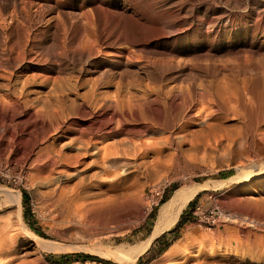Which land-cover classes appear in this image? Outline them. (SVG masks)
Instances as JSON below:
<instances>
[{
	"label": "rangeland",
	"instance_id": "obj_1",
	"mask_svg": "<svg viewBox=\"0 0 264 264\" xmlns=\"http://www.w3.org/2000/svg\"><path fill=\"white\" fill-rule=\"evenodd\" d=\"M80 138V168L52 163ZM126 139L136 155L100 163ZM262 164L264 0H0V264H122L108 252L191 183L207 184L135 264H264ZM69 253L106 262L45 259Z\"/></svg>",
	"mask_w": 264,
	"mask_h": 264
},
{
	"label": "bare ground",
	"instance_id": "obj_2",
	"mask_svg": "<svg viewBox=\"0 0 264 264\" xmlns=\"http://www.w3.org/2000/svg\"><path fill=\"white\" fill-rule=\"evenodd\" d=\"M130 33V32H129ZM168 91V90H167ZM179 91V90H178ZM188 91V90H187ZM200 91V90H199ZM147 95V94H146ZM220 95V94H219ZM203 98V97H202ZM187 100V99H186ZM193 100V99H192ZM200 101V100H198ZM190 103V101L188 102V104ZM196 104V103H195ZM194 104V105H195ZM193 105V106H194ZM203 105V103H202ZM241 105V104H240ZM141 106V105H140ZM187 106V105H186ZM196 106V105H195ZM200 106H201V103H200ZM204 106V105H203ZM222 106V105H221ZM129 107V106H128ZM130 108V107H129ZM186 108V107H185ZM191 108V107H190ZM198 109V108H196ZM252 109V108H251ZM250 109V110H251ZM263 109V108H262ZM250 110H247V111H250ZM256 110V109H255ZM178 111V110H177ZM201 111H204V109L202 108ZM262 111V110H261ZM198 110H196L195 113H197ZM200 112V110H199ZM259 112V111H258ZM179 113V111L177 112V114ZM251 113V112H250ZM116 114V113H115ZM260 114V113H259ZM262 114V113H261ZM252 115V114H251ZM254 115V114H253ZM178 117V115H177ZM252 117V116H251ZM262 117V116H261ZM179 118H182V117H179ZM259 119V118H258ZM261 119V118H260ZM168 124V122H167ZM170 124V123H169ZM253 127V126H252ZM114 129V128H112ZM111 132V131H110ZM256 139V138H255ZM125 141V139H123ZM127 140V139H126ZM128 141V140H127ZM126 141V142H127ZM131 141V140H130ZM76 142V141H75ZM92 142V141H91ZM90 140L86 139L84 140V138H80V140H78V143L81 144V148L83 147V149H81L83 152H76L72 155H68V156H65V154L61 153V151H56L57 153V157H53V160H52V163L55 164V165H61L65 168H67V170H70L72 168H77L78 167L80 168V166L83 164V162H81V160L83 158H86L88 157V155L86 154L87 150H89V144L91 143ZM120 142H123L122 140ZM129 142V141H128ZM136 142V141H135ZM77 143V142H76ZM119 143V142H118ZM130 143V142H129ZM139 143V142H138ZM116 144V143H114ZM120 144V143H119ZM122 144V143H121ZM126 144V143H125ZM95 145V144H94ZM109 145V144H107ZM106 145V146H107ZM140 145H142V143H140ZM105 146V145H104ZM117 146V144H116ZM119 146V145H118ZM121 146V145H120ZM119 146V147H120ZM110 147V146H109ZM123 147V146H122ZM79 148V147H78ZM121 148V147H120ZM136 149V148H139L138 145H136L133 141L132 143H130L128 146L126 145L125 146V149L123 148L122 151H117L116 154L115 152H113V150H111L112 154L114 153L113 156L111 157H107L106 154L108 155V153L110 152L106 147L104 149H101L103 150L100 154L103 157V161L104 162H100V163H104V165L106 167H112V165L115 164V162L121 160V158H123L126 162V160L128 159V157H121L120 155L124 154H129L131 153V150L130 149ZM141 148V147H140ZM92 149V148H91ZM94 149V148H93ZM134 149V150H135ZM106 150H108L106 153ZM132 151L133 155H136V151ZM100 150H98L99 152ZM94 152V151H92ZM97 152V153H98ZM90 153V152H89ZM96 153V152H95ZM118 153H120V155H118ZM139 153V151H138ZM91 154V153H90ZM99 154V156H100ZM146 154V153H145ZM95 155V154H94ZM110 155V154H109ZM144 155V154H143ZM128 156V155H127ZM130 157V156H129ZM91 158V157H90ZM97 159V157H96ZM101 159V157H100ZM134 159V158H133ZM92 160V159H91ZM123 160V161H124ZM83 161V160H82ZM94 161V159H93ZM91 161V162H93ZM85 162V161H84ZM96 162V161H94ZM117 164V163H116ZM101 166V165H100ZM115 166V165H114ZM120 166V165H119ZM86 167V165H85ZM89 168V167H88ZM102 168H105V167H102ZM107 169V168H106ZM110 169V168H109ZM108 169V171H109ZM145 169V168H144ZM147 169V168H146ZM258 171L259 170H263L264 169V164L258 166ZM102 170V169H101ZM85 171V170H84ZM103 171V170H102ZM108 171H103L104 172V175H107L106 177L110 178L111 180H107V181H110L108 182V184H112V179H113V176H111V172L110 174H108L109 172ZM115 173V172H114ZM106 177L104 176V179H106ZM103 178V177H102ZM100 177V180L102 179ZM234 176L230 179H233ZM83 179V178H82ZM98 179V178H97ZM228 179V180H230ZM115 180V179H114ZM103 181V180H102ZM101 181V182H102ZM84 183V182H83ZM205 184H197V183H191L189 186H185V185H182L178 188H176L172 195L162 204L159 206L158 208V213H157V217L155 219V222H154V225H153V228L151 230V233L142 241H139L137 243H134V244H130L128 245V247L126 249H122V248H114L113 252L112 251H109L108 253L113 257L115 258L116 260H118L120 263L122 264H135V261L137 259V257H139V255L141 253H143L144 251H146L145 249L148 247V244L149 242L152 240V238L155 236L157 237V235L159 233H161L162 231H165L166 229H168L172 224H174V222L176 221L178 215H179V212H181V209L182 207L186 204V202L188 201V199H191V197L200 189V188H204ZM215 185V184H214ZM204 186V187H203ZM207 187V186H206ZM201 190V189H200ZM6 193L10 194V192L8 190H6ZM16 201L19 202V196L16 194ZM184 208V207H183ZM30 236L34 242V244L36 245V247H39L40 249H43V250H52L56 247V245L54 244V242H51L49 240H45V239H42V238H39L33 234L30 233ZM153 238V239H154ZM254 245V244H253ZM249 246V245H247ZM251 248V247H250ZM57 249V248H55ZM262 249V247H261ZM53 251V250H52ZM247 251H249L250 254H248V252H246L247 254V257H252V255H254V252L255 250H252V249H247ZM263 257L264 258V250H260L258 252V255L256 256V258H261ZM185 258V257H184ZM173 259V258H172ZM180 261V259H179ZM178 260L176 261V263L174 262V264H186V259L182 260L181 262H179ZM170 264V263H169Z\"/></svg>",
	"mask_w": 264,
	"mask_h": 264
},
{
	"label": "trees",
	"instance_id": "obj_3",
	"mask_svg": "<svg viewBox=\"0 0 264 264\" xmlns=\"http://www.w3.org/2000/svg\"><path fill=\"white\" fill-rule=\"evenodd\" d=\"M219 174V177L220 178H227L229 175H231V173H230V171H228V172H220V173H218ZM168 194H169V192H168ZM168 194H166V195H164L160 200H159V202H158V205L160 206V205H162L166 200V198L168 197ZM191 202L192 201H189L188 202V205H190L191 204ZM25 213H23V215H24ZM183 214L184 213H181L180 214V216H179V220L177 221V223H176V226H180L183 222H184V219H185V217L183 216ZM30 224V223H29ZM170 232H172L171 230H170ZM53 257H57V258H59V259H66V260H69V259H72V258H74V257H81V258H83V259H85V258H88V259H91V260H96V261H99V262H106V261H104V260H102V259H100L99 257H97V256H94V255H90V254H86V253H69V254H63V255H52V254H48V255H46L45 256V259H46V261H48V262H50V263H54V261H53Z\"/></svg>",
	"mask_w": 264,
	"mask_h": 264
},
{
	"label": "built area",
	"instance_id": "obj_4",
	"mask_svg": "<svg viewBox=\"0 0 264 264\" xmlns=\"http://www.w3.org/2000/svg\"><path fill=\"white\" fill-rule=\"evenodd\" d=\"M155 195L157 192H154ZM222 218V213L218 207L212 206L208 211H200L197 215V222L204 223L207 226L217 224Z\"/></svg>",
	"mask_w": 264,
	"mask_h": 264
}]
</instances>
